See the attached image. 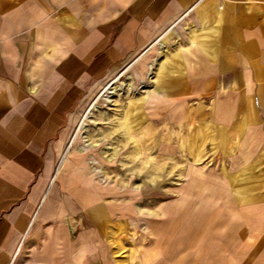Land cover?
I'll list each match as a JSON object with an SVG mask.
<instances>
[{
    "label": "crops",
    "instance_id": "0c3cea01",
    "mask_svg": "<svg viewBox=\"0 0 264 264\" xmlns=\"http://www.w3.org/2000/svg\"><path fill=\"white\" fill-rule=\"evenodd\" d=\"M19 1L20 7L0 11V264H118L105 244L104 205L77 188L75 198L88 214L78 218L76 208L49 194L72 113L90 85L130 51L160 53L163 41L174 40L187 46L198 66L183 83H232L226 99L217 101V123L230 122L234 111L264 114V0ZM153 81L151 76V102L162 97ZM174 83L176 93H185V83ZM252 128L253 135L242 133L251 143L241 142L228 160L247 164L242 168L250 180L260 179L251 180L246 200L258 212L264 202V167L258 169L264 124ZM182 140L176 146L162 142L172 149L166 155L198 149ZM74 181L90 183L88 177ZM227 182L230 193L241 192ZM166 221L170 233L172 221Z\"/></svg>",
    "mask_w": 264,
    "mask_h": 264
},
{
    "label": "rangeland",
    "instance_id": "374dc122",
    "mask_svg": "<svg viewBox=\"0 0 264 264\" xmlns=\"http://www.w3.org/2000/svg\"><path fill=\"white\" fill-rule=\"evenodd\" d=\"M21 5L0 0V11ZM163 43L160 53L158 48L130 51L90 85L60 139L61 151L65 149L49 194L76 208L78 218L87 213L75 198L77 188L104 205L105 244L118 264H262L264 202L258 212L246 202L251 180L260 179L250 180L243 169L247 164H231L228 157L241 142L251 143L242 133L253 135L252 125L263 126L264 114L234 111L230 122L217 123V101L226 99L232 83L184 84L182 78L198 68L189 59L190 50L180 41ZM149 75L162 91L152 102L151 78L143 85ZM175 81L184 84L185 93L175 92ZM186 138L198 149L166 155L172 149L162 142L176 146ZM135 140L139 149L133 153ZM259 140L264 143V128ZM263 167L259 163L258 169ZM87 177L89 185L74 181ZM227 180L241 192L230 193ZM167 219L172 221L170 233L164 231ZM166 246L169 253L163 254Z\"/></svg>",
    "mask_w": 264,
    "mask_h": 264
},
{
    "label": "bare ground",
    "instance_id": "6f19581e",
    "mask_svg": "<svg viewBox=\"0 0 264 264\" xmlns=\"http://www.w3.org/2000/svg\"><path fill=\"white\" fill-rule=\"evenodd\" d=\"M163 46V45H162ZM161 51V50H160ZM152 65V64H151ZM150 77H148V79L147 80H144L143 82H144V86H147L148 85V81L150 80L149 78H151V75H149ZM151 81V80H150ZM149 91H151V90H149ZM138 146H137V144H136V140H135V142L132 144V152L134 153V152H137L138 151ZM93 170H95V169H93ZM98 172H100V170H98ZM100 174H102V173H100Z\"/></svg>",
    "mask_w": 264,
    "mask_h": 264
}]
</instances>
